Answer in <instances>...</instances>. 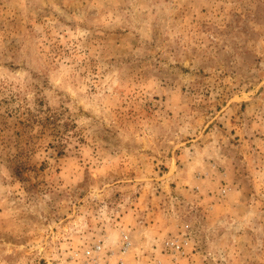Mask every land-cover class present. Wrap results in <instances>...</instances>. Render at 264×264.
Listing matches in <instances>:
<instances>
[{"label": "rangeland", "instance_id": "374dc122", "mask_svg": "<svg viewBox=\"0 0 264 264\" xmlns=\"http://www.w3.org/2000/svg\"><path fill=\"white\" fill-rule=\"evenodd\" d=\"M0 264H264V0H0Z\"/></svg>", "mask_w": 264, "mask_h": 264}, {"label": "built area", "instance_id": "2783aa9c", "mask_svg": "<svg viewBox=\"0 0 264 264\" xmlns=\"http://www.w3.org/2000/svg\"><path fill=\"white\" fill-rule=\"evenodd\" d=\"M124 241H123V251L127 252L131 247V242L127 235H124ZM188 244V241L186 240H179L175 238H171L168 241H166L165 246L168 250H170L172 253H184V249L186 245ZM102 250L101 246H97L93 253H99ZM92 251H87V255L90 256Z\"/></svg>", "mask_w": 264, "mask_h": 264}]
</instances>
